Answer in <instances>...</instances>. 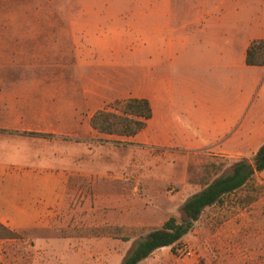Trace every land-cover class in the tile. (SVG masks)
Here are the masks:
<instances>
[{
    "label": "crops",
    "instance_id": "obj_1",
    "mask_svg": "<svg viewBox=\"0 0 264 264\" xmlns=\"http://www.w3.org/2000/svg\"><path fill=\"white\" fill-rule=\"evenodd\" d=\"M26 4L0 0V224L11 231L57 225L76 175L74 152L51 147L76 134L75 22H28ZM169 6L170 22H146V144L255 153L264 143V66H247L245 52L264 39V0Z\"/></svg>",
    "mask_w": 264,
    "mask_h": 264
},
{
    "label": "rangeland",
    "instance_id": "obj_2",
    "mask_svg": "<svg viewBox=\"0 0 264 264\" xmlns=\"http://www.w3.org/2000/svg\"><path fill=\"white\" fill-rule=\"evenodd\" d=\"M170 3L27 0L28 22H75L76 134L51 147L74 152L76 175L58 224L0 238V264H121L136 242L169 217L181 222L179 207L187 198L228 173L233 162L252 159L254 152L152 148L145 129L124 138L90 128V116L113 100L145 98L146 22L177 17ZM190 8L184 19L193 17ZM255 183L259 194L251 203H243L250 194L244 189L205 209L173 250L160 248L138 264H264V171Z\"/></svg>",
    "mask_w": 264,
    "mask_h": 264
},
{
    "label": "trees",
    "instance_id": "obj_3",
    "mask_svg": "<svg viewBox=\"0 0 264 264\" xmlns=\"http://www.w3.org/2000/svg\"><path fill=\"white\" fill-rule=\"evenodd\" d=\"M247 66H264V39L253 40L245 52ZM152 110L146 98L128 97L116 99L95 111L89 118L90 128L103 135L131 138L141 133ZM264 171V143L255 151L250 161L239 159L230 171L207 182L198 192L187 198L179 207L181 222L169 217L162 225L150 231L136 242L121 264H138L151 253L169 247L173 250L189 233L205 209L221 206L224 200L246 189L244 204L255 200L259 194L255 175ZM14 236V232L0 224V238Z\"/></svg>",
    "mask_w": 264,
    "mask_h": 264
},
{
    "label": "built area",
    "instance_id": "obj_4",
    "mask_svg": "<svg viewBox=\"0 0 264 264\" xmlns=\"http://www.w3.org/2000/svg\"><path fill=\"white\" fill-rule=\"evenodd\" d=\"M182 251H183L184 253H186L187 255H189V254H190L188 251H187V252H186L185 250H182Z\"/></svg>",
    "mask_w": 264,
    "mask_h": 264
}]
</instances>
